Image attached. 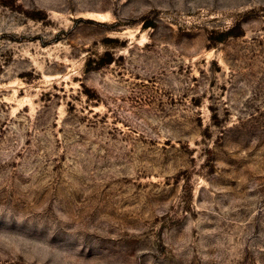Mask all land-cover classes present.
Segmentation results:
<instances>
[{"label": "rangeland", "instance_id": "obj_1", "mask_svg": "<svg viewBox=\"0 0 264 264\" xmlns=\"http://www.w3.org/2000/svg\"><path fill=\"white\" fill-rule=\"evenodd\" d=\"M0 264H264V0H0Z\"/></svg>", "mask_w": 264, "mask_h": 264}]
</instances>
